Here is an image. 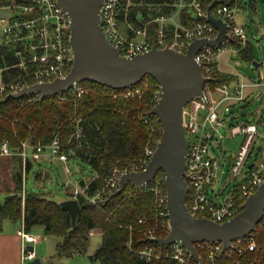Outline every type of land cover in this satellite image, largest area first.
<instances>
[{
    "label": "built area",
    "instance_id": "1",
    "mask_svg": "<svg viewBox=\"0 0 264 264\" xmlns=\"http://www.w3.org/2000/svg\"><path fill=\"white\" fill-rule=\"evenodd\" d=\"M208 1V6L211 5L210 13L225 23L226 36L218 45L200 47L194 55L204 82L202 93L194 96L183 106L182 125L185 139L188 141L184 179L188 186L186 206L189 213L221 223L239 213L248 195L264 181V130L259 131L257 121L230 123L233 116L231 103L245 100L248 95L246 88L264 86V80L249 83L240 73H226L221 70L219 61L223 52L239 54L247 45L249 39L247 29L237 18V15L243 12L245 3L242 0ZM140 6L158 9L153 14L148 13L147 20L137 22L130 15L133 8ZM207 7L203 5V0H164L159 3L145 0H103L99 8L100 25L105 38L118 48L122 56L132 57L153 47L170 48L185 53L193 40L212 39L217 35L216 27L207 19ZM183 11L191 13L195 19L192 25H186L181 21ZM135 18L139 20L137 15ZM2 50H5L4 53ZM5 55L6 62L3 66L0 64L2 99L25 86L64 78L70 71L74 59L70 44V20L66 11L56 0H0V61L1 59L5 61ZM12 69L16 71L13 77L5 79L3 71ZM220 73L233 75L235 80L231 83H216L217 75ZM71 88L77 91L78 95L84 91L79 82L74 83ZM145 90H151L153 98L151 110L161 96V89L157 83L141 79L137 84L126 88L124 95L141 97ZM33 95L37 98L41 96L40 93ZM155 120L159 121L156 116ZM145 121L147 122V119ZM72 122L74 124L72 135L78 138L81 135L80 117L73 116ZM150 126L151 131L155 132L154 124L151 123ZM222 128L226 133L222 132ZM161 131L160 127L159 137L148 139L143 155L137 161L130 162L126 167L114 168L105 183L93 195L88 196L86 189L89 181L95 176L83 185L77 183L72 191V198L83 195L90 203L103 204L109 195L118 189L120 176L126 170L137 172L145 169L156 143L160 141ZM237 135L241 136V141L231 156L228 171L230 177L238 181L228 195L218 201L224 188L216 187V181L224 171L225 159L221 162L213 154V147L219 148L221 139ZM257 141H260L258 146ZM0 155H19L23 162L29 157L39 160L45 155L50 161L59 162L66 175L72 173L68 165L69 156L63 150L58 134L45 143L31 142L28 137L20 142L18 150L11 149L7 141H3ZM134 187L140 190L150 189L155 195L157 216L163 215L166 218L164 174ZM141 221L139 219V222ZM166 223L165 226L169 229L168 219ZM257 227L264 229V208L254 229L244 237L231 241L227 247L219 241L194 242L201 263L195 260L178 240L159 245L155 241L157 236L153 227L144 232L153 244L139 250V255L147 261L167 255L174 264H204V261L210 263L220 256H232L234 252L241 255L258 250L254 234ZM92 232L95 230L90 231ZM16 233L21 240V261L35 259V245L40 237L27 232L22 222ZM154 243L164 247V251L157 249ZM28 245H32V250L27 248ZM234 261L239 263L238 259ZM259 264H264V259Z\"/></svg>",
    "mask_w": 264,
    "mask_h": 264
},
{
    "label": "trees",
    "instance_id": "2",
    "mask_svg": "<svg viewBox=\"0 0 264 264\" xmlns=\"http://www.w3.org/2000/svg\"><path fill=\"white\" fill-rule=\"evenodd\" d=\"M162 1L145 0L153 3ZM208 2L203 0V5L207 7ZM249 6L253 7V0ZM157 9L140 6L133 8L130 16L137 22H143L148 19V13L153 14ZM136 15L139 20L135 18ZM181 21L192 25L195 19L191 13L183 11ZM6 55L5 61H0L2 66L6 62ZM238 55L243 60L253 62V44L250 39ZM15 72V69L3 71L5 79L13 77ZM143 79L156 83L149 75ZM234 80L235 76L220 73L216 83H231ZM79 84L84 89L80 95L69 88L39 98L33 94H25L20 98H0V146L3 141H7L11 149L18 150L20 142L28 137L31 142L45 143L58 134L69 160L85 162L90 168V178L95 176L86 189L87 195L91 196L101 188L114 168L126 167L143 155L148 139L159 137L161 125L154 115L147 113L153 102L151 90L143 91L141 97H126V89H114L88 80ZM73 116L80 117L81 135L78 138L72 135ZM151 123L156 128L155 132L151 131ZM39 160L29 157L23 162V171L21 161L20 167L13 171L14 189L4 197L0 207V231L5 220L22 222L27 232H32L35 226H41L44 235L60 237L55 252L50 256L53 258L84 254L89 245L90 231L98 230L101 242L94 253L88 255L90 260H98L101 264H174L167 255L149 261L139 255V250L153 244L144 235L146 230L155 227L157 237H164L168 232L165 226L167 218L157 216L155 195L150 189L140 190L127 184L120 193L100 205L78 195L76 199L80 211L73 227L68 212L60 206L59 201L42 192L24 190L22 172L31 171L33 163ZM159 174L163 175L161 170ZM86 181L81 178L78 183L83 185ZM139 219L142 221L139 222ZM254 234L258 250L241 255L234 252L232 256H220L210 263L204 261V264H259L264 259V229L257 227ZM154 245L164 251V247L157 243ZM234 259H238L239 263Z\"/></svg>",
    "mask_w": 264,
    "mask_h": 264
},
{
    "label": "water",
    "instance_id": "3",
    "mask_svg": "<svg viewBox=\"0 0 264 264\" xmlns=\"http://www.w3.org/2000/svg\"><path fill=\"white\" fill-rule=\"evenodd\" d=\"M70 20V44L73 63L64 78L25 86L7 97L20 98L25 94L54 95L72 87L76 82L93 81L114 89H126L137 84L145 76H151L161 89V96L149 111L159 120L162 131L160 141L142 171L126 170L119 179V187L108 198L120 193L127 184L132 186L150 182L158 173L164 174L166 218L169 229L164 237H156L159 245L178 240L201 263L193 245L199 241H219L224 247L251 232L262 216L264 208V181L248 195L242 209L224 222L189 213L186 206L188 186L184 179L188 141L182 125L183 106L202 93L204 77L194 59L197 50L204 45H218L226 36L222 19L210 13L207 19L217 29L215 38H198L187 46L185 53L170 48H155L132 57L122 56L110 43L100 25L99 8L103 0H56ZM255 67L260 63L252 62ZM76 224L80 206L76 198L59 202ZM2 202L0 201V207ZM27 248L32 250V245ZM37 258L31 264H38Z\"/></svg>",
    "mask_w": 264,
    "mask_h": 264
},
{
    "label": "rangeland",
    "instance_id": "4",
    "mask_svg": "<svg viewBox=\"0 0 264 264\" xmlns=\"http://www.w3.org/2000/svg\"><path fill=\"white\" fill-rule=\"evenodd\" d=\"M242 1L245 3L244 10L242 13L237 15V18L240 23L247 24V33L251 43L253 44V61L257 60L256 62L261 64L258 65V67H255L252 64V61L243 60L238 54L225 51L220 57L219 66L221 70L226 73L242 74L244 79L249 83H252L254 80L262 82L264 80V36H262V34H264V1L253 0V3H255L256 6L255 14H252L253 12H251V8L249 7L251 0ZM255 34L257 35V38H253V35ZM246 92L248 95L245 100L231 103L232 115L237 117L232 118L230 123L235 124L244 121L255 122L262 119L261 121H258L259 131L262 132L264 130V86L260 85L255 88L247 87ZM222 132L226 133L224 128H222ZM240 141L241 136L237 135L231 138L221 139L220 147H213V154L221 162L225 159V165L223 167L224 171L216 181V187L222 186L224 188V191L218 198V201H221L223 197H226L238 181V179L235 180L230 177L228 169L231 156L238 149ZM259 144L260 141H257L256 146ZM256 151L257 148H255L254 152ZM20 161L22 165L20 164ZM20 165L23 171L24 163L19 155L0 157L1 202L10 191H13V171L18 169ZM68 165L72 172L70 175H66L59 162L50 161L49 159L42 157L39 161H35L33 163V169L31 171L28 173L22 172L24 190L42 192L46 196L59 202L70 198V193L75 188L79 179L83 178L88 180L91 173L89 166L83 161L70 159L68 161ZM37 170L38 172L36 176H33V173ZM156 177H161V174H156ZM58 237L59 236L51 235L47 240L43 241L41 246L38 244L35 245V251L37 247L36 258L40 259V264H46L42 258H44L47 252L51 250L48 249L50 243L53 242L54 239H58ZM100 242L101 236L99 233H90L89 245L85 253L89 255L93 254L95 249L100 245ZM67 259L68 258H63L64 264L67 263ZM31 261L32 260H26L23 264H31Z\"/></svg>",
    "mask_w": 264,
    "mask_h": 264
},
{
    "label": "crops",
    "instance_id": "5",
    "mask_svg": "<svg viewBox=\"0 0 264 264\" xmlns=\"http://www.w3.org/2000/svg\"><path fill=\"white\" fill-rule=\"evenodd\" d=\"M255 7H256L255 3H253L252 8L250 7L251 12H253L252 14H255ZM240 24H242L244 27H246L247 25L245 23H240ZM262 36H264V34H262ZM253 38H257V35L256 34L253 35ZM2 156L4 155H0V157ZM42 157L47 159L45 155H43ZM20 224L21 222L13 223V222H10L9 220H5L3 222V228L0 231V264H23V262L21 261V240H20V237L16 233ZM32 231H33L32 232L33 234L38 235L40 237V240L37 243L40 246L43 244V241L47 240L48 237L51 236V235H44L41 226H35L32 229ZM95 232L100 234L98 230H95ZM59 240H60V237H58V239L57 238L54 239L53 242L50 243L48 249H51V250L47 252L44 258H42L44 259L46 264L47 263L64 264L63 258H68L66 261L67 262L66 264H101L98 260H90L88 258L89 254L87 253L76 254V255H73L72 257L61 256V257L50 258V256L55 252V245ZM36 251H37V247H36ZM36 257H37V254H36ZM37 259L39 260L38 264H40L41 263L40 259L39 258Z\"/></svg>",
    "mask_w": 264,
    "mask_h": 264
}]
</instances>
